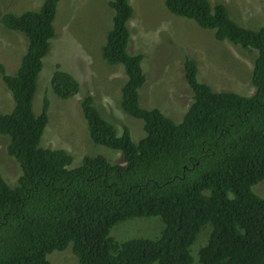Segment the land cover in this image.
<instances>
[{
	"label": "trees",
	"instance_id": "trees-1",
	"mask_svg": "<svg viewBox=\"0 0 264 264\" xmlns=\"http://www.w3.org/2000/svg\"><path fill=\"white\" fill-rule=\"evenodd\" d=\"M163 1L172 13L214 30L216 39L255 52L256 92L215 91L199 81L197 61L186 56L184 73L194 101L183 120L145 107L144 54L129 50L134 6L131 0H108L113 27L102 56L124 66L121 106L143 120L146 135L135 143L128 125L119 135L94 96L86 94L80 106L92 140L123 157L111 162L103 154L86 155L75 168L69 167L73 156L67 150L40 145L49 97L39 114L33 110L43 59L57 35L60 0L3 13V24L23 32L28 46L16 73L9 74L0 61L15 100L11 112H0V134L9 136L7 151L22 168L14 187L0 173V264H55L50 253L69 246L80 264H196L191 247L207 223L212 230L199 249L200 264H264V198L253 189L264 179V25L243 26L222 2ZM51 85L62 98L81 88L59 66ZM143 216L161 217L158 237L119 241L110 234L117 223Z\"/></svg>",
	"mask_w": 264,
	"mask_h": 264
},
{
	"label": "rangeland",
	"instance_id": "rangeland-1",
	"mask_svg": "<svg viewBox=\"0 0 264 264\" xmlns=\"http://www.w3.org/2000/svg\"><path fill=\"white\" fill-rule=\"evenodd\" d=\"M43 0H0V61L7 72L18 70L27 51L28 39L23 32L9 29L2 22L5 12L20 14L38 10ZM134 15L129 21L131 39L129 50L144 54L142 62L146 81L140 90L142 104L160 108L176 122H181L194 101V93L185 78L184 59L194 58L199 64V81L210 84L215 91H235L251 96L256 92L252 83L255 52L215 38V31L200 26L194 19L172 13L163 0H131ZM223 2L231 16L245 27L259 29L264 25V0H211ZM114 9L108 0H60L54 20L57 35L50 39V49L43 60L33 110L42 111L44 94L50 93L49 122L40 144L62 148L70 152L75 168L86 155H105L111 162H119L122 151L95 143L88 130L80 99L91 93L119 135L128 125L135 143L145 135L144 122L126 113L122 106V87L126 82L124 66L109 64L102 57V46L113 27ZM79 78L81 90L71 98L54 92L51 78L55 64ZM15 106L11 90L0 73V112L9 113ZM8 135L0 134V173L11 186L18 184L22 171L17 159L7 152ZM120 158V159H119ZM119 159V160H118ZM118 160V161H115ZM264 198V179L253 186ZM164 223L160 216L134 217L117 223L110 234L119 241L132 238H156ZM211 223L205 224L191 247L195 263L199 249L208 241ZM55 264H80L71 247L55 250L49 255ZM156 264V263H152Z\"/></svg>",
	"mask_w": 264,
	"mask_h": 264
},
{
	"label": "clouds",
	"instance_id": "clouds-1",
	"mask_svg": "<svg viewBox=\"0 0 264 264\" xmlns=\"http://www.w3.org/2000/svg\"><path fill=\"white\" fill-rule=\"evenodd\" d=\"M215 3H216V2H215ZM222 3H223V2H222ZM224 4H225V3H224ZM101 53H102V52H101ZM22 57H23V56H22ZM102 57H103V56H102ZM44 58H45V57H44ZM185 58H186V57H185ZM191 58H192V57H191ZM193 59H194V58H193ZM43 60H44V59H43ZM104 60H105V59H104ZM105 61L107 62V60H105ZM184 61H185V59H184ZM197 63H198V62H197ZM109 64H110V63H109ZM57 66H59V68H61V69L63 70V68L61 67V64H60V63H56V64H55V70L57 69ZM198 67H199V64H198ZM42 69H43V68H42ZM55 70H54V71H55ZM64 70H65V69H64ZM68 72H69V71H68ZM144 72H145V71H144ZM53 73H54V72H53ZM70 73H71V72H70ZM40 74H41V72H40ZM145 74H146V73H145ZM73 75H74V74H73ZM74 76L76 77V75H74ZM146 77H147V76H146ZM76 78L79 80L78 77H76ZM2 80H3V78H2ZM3 81H4V80H3ZM79 82H80V81H79ZM38 85H39V83H38ZM80 85H81V83H80ZM52 89H53V88H52ZM80 90H81V88H80ZM38 91H39V88H38ZM54 92H55V91H54ZM55 93H56V92H55ZM77 94H78V93H77ZM77 94H76V95H77ZM86 94H91V93H86ZM45 95H47V93H45L44 96H45ZM76 95H74V96H76ZM92 95H93V94H92ZM47 96H48V95H47ZM49 96H50V93H49ZM49 96H48V97H49ZM74 96H71V97H74ZM93 96H94V95H93ZM60 97H61V96H60ZM71 97H69V98H71ZM49 99H50V98H49ZM66 99H67V98H66ZM81 99H82V98H81ZM81 99H80V100H81ZM50 101H51V100H50ZM97 106H98V105H97ZM98 107H99V106H98ZM40 145H41V144H40ZM7 153H8V152H7ZM69 153H70V152H69ZM8 154H9V153H8ZM9 155H10V154H9ZM119 159H120V158H119ZM119 159H118V160H119ZM118 160H115V161H118ZM21 171H22V170H21ZM18 178H19V177H18ZM208 237H209V236H208ZM196 240H197V239H196ZM69 247H71V246H69ZM198 262H199V261H198Z\"/></svg>",
	"mask_w": 264,
	"mask_h": 264
}]
</instances>
